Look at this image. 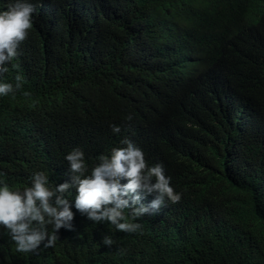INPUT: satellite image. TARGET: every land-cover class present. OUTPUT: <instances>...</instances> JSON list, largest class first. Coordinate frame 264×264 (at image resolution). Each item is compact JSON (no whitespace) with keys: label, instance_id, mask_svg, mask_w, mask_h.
<instances>
[{"label":"trees","instance_id":"obj_1","mask_svg":"<svg viewBox=\"0 0 264 264\" xmlns=\"http://www.w3.org/2000/svg\"><path fill=\"white\" fill-rule=\"evenodd\" d=\"M130 1L31 0L55 29L35 26L3 62L0 78L23 81L0 97V179L19 190L37 171L51 186L71 181L64 157L77 147L90 174L120 131L160 112L156 144L141 149L149 166L165 164L181 199L127 233L79 218L72 188L73 228L61 226L52 247L17 252L0 227V264H264V0H135V26L117 24ZM155 17L177 19L187 36L151 35Z\"/></svg>","mask_w":264,"mask_h":264},{"label":"clouds","instance_id":"obj_2","mask_svg":"<svg viewBox=\"0 0 264 264\" xmlns=\"http://www.w3.org/2000/svg\"><path fill=\"white\" fill-rule=\"evenodd\" d=\"M41 10L42 5L32 3L31 0H11L0 8V72L8 71L3 62H10L18 55L19 45L23 51L35 26L43 33L55 29L50 20L39 19ZM141 12L140 3L131 0L117 12L115 22L119 25L132 24ZM177 23V19L158 21V17H155L151 35L157 28H161L165 35L178 34L180 38L186 37V32H180ZM83 32L91 38L98 37L88 30ZM193 54L184 60L190 63ZM15 81L13 85L0 78V97L14 93L15 89L22 87L23 76L17 74ZM94 103L102 107L100 102ZM166 117V113L159 112L151 120L143 122L141 119L137 133L120 131L110 155H101L90 174L85 175L87 166L84 151L77 147L64 157L73 173L71 181L51 186L47 173L37 171L31 176L30 185L19 190L0 179V227L15 242L16 251H34L41 245L52 247L61 226L73 228L71 222L75 214L72 201L66 195L72 188H75L74 206L79 210V218L97 225L107 221L116 230L127 233L141 230L138 218L155 213L164 214L171 203L178 202L181 193L171 185V175L165 164L149 166L141 149L156 144V141L150 139L149 133ZM131 118L129 114L127 119ZM112 130L119 132L120 128L113 125ZM165 144H177L174 131ZM122 178H127V182L121 183ZM153 178L155 182H152ZM138 189L141 191L138 192ZM153 192L156 193L154 199H145L147 193ZM125 210H129L132 220L126 217ZM48 225H52L54 231L49 232ZM102 242L111 246L113 238L105 234Z\"/></svg>","mask_w":264,"mask_h":264}]
</instances>
